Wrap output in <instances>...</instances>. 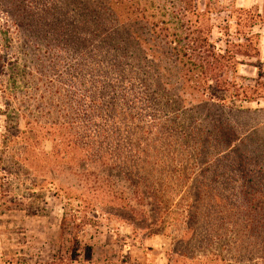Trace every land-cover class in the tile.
Masks as SVG:
<instances>
[{"label": "rangeland", "instance_id": "obj_1", "mask_svg": "<svg viewBox=\"0 0 264 264\" xmlns=\"http://www.w3.org/2000/svg\"><path fill=\"white\" fill-rule=\"evenodd\" d=\"M246 1L197 4L213 8L216 48L225 32L235 42L258 33L264 62V0ZM49 40L12 24L0 1V264H264V177L251 181L236 159L227 179L196 189L195 178L221 154L195 162L189 147L151 129L155 113L138 79L120 78L94 53L82 63L79 53L61 52L64 41ZM236 70L238 86L255 84L257 67ZM260 83L264 90V77ZM236 105L264 108V98ZM88 154L108 163L89 169ZM137 156L147 162L134 170ZM65 209L79 218L62 231Z\"/></svg>", "mask_w": 264, "mask_h": 264}, {"label": "trees", "instance_id": "obj_2", "mask_svg": "<svg viewBox=\"0 0 264 264\" xmlns=\"http://www.w3.org/2000/svg\"><path fill=\"white\" fill-rule=\"evenodd\" d=\"M0 1L12 24L30 32L40 43L47 45L48 38L54 43L60 39L66 45L61 49L64 54L79 53L82 63H86V56L94 53L116 69L120 78L138 79L143 104L155 113L150 114L154 122L151 129L158 128L168 139L189 147L195 162H207L211 155L220 153L214 164L204 168L203 179L195 178L196 189L216 177L227 179L236 159L242 170L254 175L251 181L261 182L264 122H259L255 112H264V108L253 110L236 105V101L264 98L260 83L264 77L260 34L249 32L242 42H235L225 32L221 38L217 37L224 48H216L213 36L219 26L213 22V8L208 4L201 8L197 0H167L172 4L169 7L165 3L154 6L141 0ZM255 15L260 17L259 13ZM49 29L56 40L52 35L47 36ZM237 54L256 61L241 62ZM240 63L257 67L255 84L238 86L234 78ZM0 67H6L5 63H0ZM151 147L155 153L160 152L156 145ZM141 152L146 154L147 149ZM87 160L89 169H94L92 165L97 162L108 163L107 159L91 158L90 154ZM143 160L147 162L146 157L137 156L133 169L137 166L139 170ZM114 171L117 175L125 173L121 166ZM200 197L195 196L192 207L197 206ZM191 216L196 218L194 213ZM75 218L79 217L71 209H65L62 231Z\"/></svg>", "mask_w": 264, "mask_h": 264}, {"label": "crops", "instance_id": "obj_3", "mask_svg": "<svg viewBox=\"0 0 264 264\" xmlns=\"http://www.w3.org/2000/svg\"><path fill=\"white\" fill-rule=\"evenodd\" d=\"M247 1L249 2L250 0H247ZM247 1H246V3H247ZM0 160H1V156H0ZM0 193H1V182H0Z\"/></svg>", "mask_w": 264, "mask_h": 264}]
</instances>
